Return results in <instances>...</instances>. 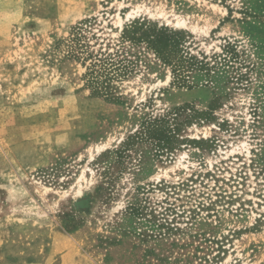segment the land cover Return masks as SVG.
Returning a JSON list of instances; mask_svg holds the SVG:
<instances>
[{"label": "rangeland", "instance_id": "374dc122", "mask_svg": "<svg viewBox=\"0 0 264 264\" xmlns=\"http://www.w3.org/2000/svg\"><path fill=\"white\" fill-rule=\"evenodd\" d=\"M0 264H264V0H0Z\"/></svg>", "mask_w": 264, "mask_h": 264}, {"label": "trees", "instance_id": "16d2710c", "mask_svg": "<svg viewBox=\"0 0 264 264\" xmlns=\"http://www.w3.org/2000/svg\"><path fill=\"white\" fill-rule=\"evenodd\" d=\"M143 23H139L138 26L141 27L143 26ZM155 37H152L151 40H154ZM104 56V55H103ZM91 57V55H89ZM204 59L201 61H197L199 63L200 68H206V72L209 70V66L207 62H203ZM122 61H114L111 59V57L106 56L102 58V55L100 56L99 59H97V56L93 57V63L90 65V72H89V79H90V84L93 85L96 89H99V91L103 92H108L110 89V82L113 77L111 68L114 67V71L117 72L119 71V66ZM197 63V64H198ZM216 63V62H215ZM109 65V67H108ZM144 211V207L137 206L134 207V209L131 210V212L134 213V215L137 216H142ZM152 212V211H151ZM174 213V210L171 208L165 209V213ZM155 221V215H153V218L149 219ZM164 224L162 225H169L166 221L163 222Z\"/></svg>", "mask_w": 264, "mask_h": 264}, {"label": "bare ground", "instance_id": "6f19581e", "mask_svg": "<svg viewBox=\"0 0 264 264\" xmlns=\"http://www.w3.org/2000/svg\"><path fill=\"white\" fill-rule=\"evenodd\" d=\"M160 15H162V14L160 13ZM167 22H169V21L167 20ZM175 25H176V27H183V26H185V21L183 19H177L175 22Z\"/></svg>", "mask_w": 264, "mask_h": 264}]
</instances>
